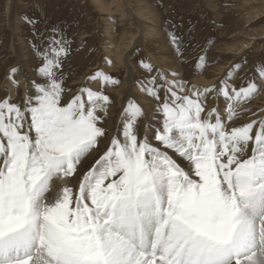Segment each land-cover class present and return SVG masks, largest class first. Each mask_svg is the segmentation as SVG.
I'll return each instance as SVG.
<instances>
[{
    "label": "snow or ice",
    "instance_id": "snow-or-ice-1",
    "mask_svg": "<svg viewBox=\"0 0 264 264\" xmlns=\"http://www.w3.org/2000/svg\"><path fill=\"white\" fill-rule=\"evenodd\" d=\"M23 19L36 66L22 104L0 99V264H264V116L242 122L264 67L189 90L141 60L155 122L130 98L113 131L105 89L119 79L96 71V90L69 89L73 40ZM192 63L202 69L206 55Z\"/></svg>",
    "mask_w": 264,
    "mask_h": 264
},
{
    "label": "rangeland",
    "instance_id": "rangeland-1",
    "mask_svg": "<svg viewBox=\"0 0 264 264\" xmlns=\"http://www.w3.org/2000/svg\"><path fill=\"white\" fill-rule=\"evenodd\" d=\"M23 17L38 21L35 27L42 33L56 27L73 40L64 65L69 89L96 90L99 85L89 80L96 71L119 79V85L105 89L112 101L105 127L113 131L130 98L144 106L146 122H155L154 102L139 90L138 81L145 76L141 60L169 80L179 73L189 90L217 84L230 70L232 81L241 84L255 68L264 67V0H0V99L19 104L32 91L36 66L32 29ZM170 25L184 38L183 61L169 43ZM201 54L206 55L205 66L194 71L192 62ZM13 69L20 80L12 77ZM126 80L128 85L118 93ZM218 104L222 101L210 106ZM246 108L244 123L264 116V91Z\"/></svg>",
    "mask_w": 264,
    "mask_h": 264
},
{
    "label": "bare ground",
    "instance_id": "bare-ground-1",
    "mask_svg": "<svg viewBox=\"0 0 264 264\" xmlns=\"http://www.w3.org/2000/svg\"><path fill=\"white\" fill-rule=\"evenodd\" d=\"M121 58V60L122 61H124V63L126 62V60L125 59H123V57H120ZM120 58L118 59V60H120ZM122 63H120V65H121ZM22 74H23V72H22ZM130 74V73H129ZM133 75V74H132ZM24 76V75H23ZM12 77H13V75H12ZM15 80L16 81H18V80H20V77L18 78V76L15 74ZM22 80V79H21ZM17 83V82H16ZM128 85V80H126L125 81V83H124V85L122 86V88L120 89V90H118V93H122L123 92V89L124 88H126L125 86H127ZM27 89V88H26ZM15 90V89H14ZM28 90H30V89H28ZM15 92V91H14ZM27 92V91H26ZM29 92V91H28ZM12 93V92H11ZM144 94V93H143ZM143 98V97H142ZM148 103V102H147ZM144 107V106H143ZM146 109H148V108H146ZM152 111V110H151ZM149 112V111H148ZM152 113V112H151ZM148 115V114H147ZM151 116V115H150ZM150 120H151V118H150ZM109 123V122H108ZM116 124V123H115ZM114 124V125H115ZM113 125V124H112ZM70 179V182H69V186H72L73 184H74V180H75V178L73 177V178H69ZM62 186V181H60V180H56L55 182H54V184H53V192L55 193V192H57V191H59V189H60V187Z\"/></svg>",
    "mask_w": 264,
    "mask_h": 264
}]
</instances>
